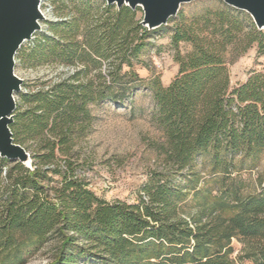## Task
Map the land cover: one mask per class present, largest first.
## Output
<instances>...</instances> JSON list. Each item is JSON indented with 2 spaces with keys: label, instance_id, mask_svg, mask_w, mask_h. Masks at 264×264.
I'll list each match as a JSON object with an SVG mask.
<instances>
[{
  "label": "trees",
  "instance_id": "trees-1",
  "mask_svg": "<svg viewBox=\"0 0 264 264\" xmlns=\"http://www.w3.org/2000/svg\"><path fill=\"white\" fill-rule=\"evenodd\" d=\"M214 2L170 19L176 73L166 85L158 76L145 84L161 169L128 203L94 193L77 146L92 130V105L131 103L144 87L134 64L166 25L148 30L139 8L55 0V12L69 19L15 57L23 67L74 70L24 83L16 94L10 130L30 164L0 157V264L46 243L51 264H239L232 239L264 264V171L254 192L244 193L238 176L264 158V67L233 87L227 68L252 46L264 55V30ZM180 43L190 50L181 53Z\"/></svg>",
  "mask_w": 264,
  "mask_h": 264
},
{
  "label": "rangeland",
  "instance_id": "rangeland-1",
  "mask_svg": "<svg viewBox=\"0 0 264 264\" xmlns=\"http://www.w3.org/2000/svg\"><path fill=\"white\" fill-rule=\"evenodd\" d=\"M214 3V0H196L183 4L180 10L189 14ZM174 23L173 19L170 20L165 27L149 37L152 44L139 56L138 63L134 64L144 87L140 86L135 90L131 103L116 105L104 100L91 106L95 116L92 130L79 142L77 150L86 161L85 175L89 179L90 188L108 201L136 202L140 186L147 180L148 174L161 169L157 146L162 138L151 122L153 103L151 92L145 84L158 76L160 82L166 85L176 73L174 50L170 45V32ZM188 50V44L180 43L181 53ZM263 67L264 55H258L256 47L252 46L227 64L231 86L243 82L252 70ZM15 73L24 83L32 84L54 82L64 72L58 66L29 68L21 66L20 61H17ZM16 98L15 95V100ZM263 171L264 158L256 169L240 172L238 176L244 185V193L260 188L258 173ZM231 246L230 256L239 264H253L252 259L245 258L241 242L232 239ZM53 249L50 243L43 244L13 264H51Z\"/></svg>",
  "mask_w": 264,
  "mask_h": 264
},
{
  "label": "water",
  "instance_id": "water-1",
  "mask_svg": "<svg viewBox=\"0 0 264 264\" xmlns=\"http://www.w3.org/2000/svg\"><path fill=\"white\" fill-rule=\"evenodd\" d=\"M116 8L127 6L141 10L140 24L148 30L167 25L183 4L196 0H102ZM245 12L256 28L264 30V0H220ZM39 0H0V157L30 164L29 152L14 142L10 123L16 110L15 95L23 80L15 73V56L22 45L40 31L43 15Z\"/></svg>",
  "mask_w": 264,
  "mask_h": 264
},
{
  "label": "built area",
  "instance_id": "built-area-1",
  "mask_svg": "<svg viewBox=\"0 0 264 264\" xmlns=\"http://www.w3.org/2000/svg\"><path fill=\"white\" fill-rule=\"evenodd\" d=\"M39 9L43 15V20L39 21L40 31L35 33L30 40L26 41L22 46L31 45L35 42L40 34H50L49 25L54 22L66 21L68 16H60L55 12V0H39ZM19 61L15 57V64ZM58 68L65 72H72L74 67L72 66H58ZM21 91L25 92L26 89L22 85Z\"/></svg>",
  "mask_w": 264,
  "mask_h": 264
}]
</instances>
